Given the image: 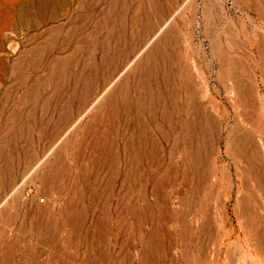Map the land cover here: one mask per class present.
<instances>
[{
	"label": "rangeland",
	"instance_id": "1",
	"mask_svg": "<svg viewBox=\"0 0 264 264\" xmlns=\"http://www.w3.org/2000/svg\"><path fill=\"white\" fill-rule=\"evenodd\" d=\"M60 1L0 0V264H264V0Z\"/></svg>",
	"mask_w": 264,
	"mask_h": 264
},
{
	"label": "bare ground",
	"instance_id": "2",
	"mask_svg": "<svg viewBox=\"0 0 264 264\" xmlns=\"http://www.w3.org/2000/svg\"><path fill=\"white\" fill-rule=\"evenodd\" d=\"M63 2L60 0H37V6L39 8H52L53 10L61 7ZM104 94V93H103Z\"/></svg>",
	"mask_w": 264,
	"mask_h": 264
},
{
	"label": "built area",
	"instance_id": "3",
	"mask_svg": "<svg viewBox=\"0 0 264 264\" xmlns=\"http://www.w3.org/2000/svg\"><path fill=\"white\" fill-rule=\"evenodd\" d=\"M30 194H32L31 191H28L26 194V197H28ZM38 203H44V200L42 198L38 199Z\"/></svg>",
	"mask_w": 264,
	"mask_h": 264
},
{
	"label": "crops",
	"instance_id": "4",
	"mask_svg": "<svg viewBox=\"0 0 264 264\" xmlns=\"http://www.w3.org/2000/svg\"><path fill=\"white\" fill-rule=\"evenodd\" d=\"M76 220V219H75ZM80 220H84V217H83V213H82V216H81V219ZM103 221H106V218H104V220ZM97 227H99V224H97Z\"/></svg>",
	"mask_w": 264,
	"mask_h": 264
}]
</instances>
